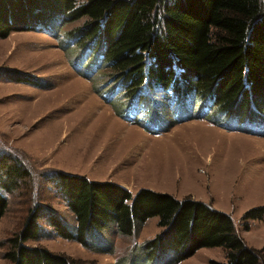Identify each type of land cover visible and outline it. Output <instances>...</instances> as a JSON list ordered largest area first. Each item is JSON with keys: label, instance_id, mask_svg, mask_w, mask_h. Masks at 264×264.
Wrapping results in <instances>:
<instances>
[{"label": "trees", "instance_id": "obj_1", "mask_svg": "<svg viewBox=\"0 0 264 264\" xmlns=\"http://www.w3.org/2000/svg\"><path fill=\"white\" fill-rule=\"evenodd\" d=\"M75 22L81 23L67 29ZM22 31L59 39L75 55L72 66L82 76L106 68L105 84L122 88L135 102L149 103L150 93L160 88L193 96L201 108L230 121L264 124V0H0V38ZM5 72L15 81L33 82L16 70ZM42 176L73 212L75 228L46 203L35 204L9 239L5 257L13 264H87L26 243L56 235L91 248L89 240L110 224L130 237L152 217H159L161 231L118 264H157L168 252L179 263L204 247L224 248L222 264H264L263 251L246 243L232 215L211 203L149 188L133 194L117 182L61 169ZM32 179L22 156L0 150V223L8 195L31 188ZM262 219L264 205L247 210L242 224L249 230V220Z\"/></svg>", "mask_w": 264, "mask_h": 264}, {"label": "rangeland", "instance_id": "obj_2", "mask_svg": "<svg viewBox=\"0 0 264 264\" xmlns=\"http://www.w3.org/2000/svg\"><path fill=\"white\" fill-rule=\"evenodd\" d=\"M74 56L45 32L0 38L1 70H16L33 81H15L0 70V150L22 156L33 176L31 188L8 195L9 207L0 223V264H13L5 257L9 239L37 203H46L75 228L73 212L42 176L54 169L94 181L127 180L133 194L149 188L211 203L231 214L246 243L264 253V219L249 220V230L242 224L247 210L264 205V136L259 135L264 124L230 121L224 113L201 108L193 96L181 98L160 88L150 93V104L135 102L122 88L115 91L105 84L106 68L91 77L78 74ZM242 127L248 132H241ZM158 221L148 219L130 237L110 224L89 240L91 248L56 235L26 245L43 246L80 263L118 264L161 231ZM109 248L115 252L97 251ZM175 258V252H168L157 264L226 261L222 247L201 248L179 263Z\"/></svg>", "mask_w": 264, "mask_h": 264}, {"label": "crops", "instance_id": "obj_3", "mask_svg": "<svg viewBox=\"0 0 264 264\" xmlns=\"http://www.w3.org/2000/svg\"><path fill=\"white\" fill-rule=\"evenodd\" d=\"M117 183H119V184H121V185H123L124 187H126L127 189H129L130 190V185H131V183H129V181H119L118 180V182ZM160 192V191H159ZM167 193V192H166ZM173 195V194H172ZM175 196V195H174ZM176 197V196H175ZM106 251H102V253H105ZM112 252H115V249L113 248V250L111 251V252H106V253H112ZM115 264V263H114ZM117 264V263H116Z\"/></svg>", "mask_w": 264, "mask_h": 264}]
</instances>
